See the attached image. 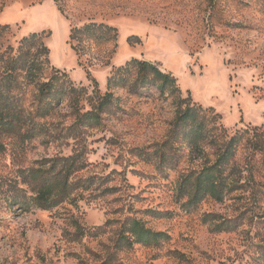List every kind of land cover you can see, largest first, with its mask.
Instances as JSON below:
<instances>
[{"label": "rangeland", "instance_id": "obj_1", "mask_svg": "<svg viewBox=\"0 0 264 264\" xmlns=\"http://www.w3.org/2000/svg\"><path fill=\"white\" fill-rule=\"evenodd\" d=\"M92 23L116 28L117 42L70 43L71 28ZM4 25L10 31L0 40V54L7 47L15 49L23 37L45 32L50 65L89 95L95 88L90 79L104 94L113 69L133 58L171 74L179 91L175 97L161 95L151 84L136 94L113 90L119 110L100 128L86 132L91 165L78 176H96L99 182L118 172L108 184L121 186V191L80 200L77 206L24 211L10 203L20 170L70 154L71 139L45 143L39 137L21 143L16 135L0 134V264H100L113 235L98 229L118 218L115 209L129 202L146 227L165 232L170 240L118 253L124 264H264L260 156L241 147L235 156L240 186L222 201L206 198L186 206V198L176 196V179L198 164L187 146L181 148L171 138L178 104L212 108L229 136L252 128L264 132V0H0ZM24 91L27 109L35 88ZM71 122L59 117L49 129ZM135 148L161 150L169 159L164 171L155 167L156 159L152 165L143 162L138 152H131ZM220 222L227 230L216 229ZM77 225L83 236L76 235Z\"/></svg>", "mask_w": 264, "mask_h": 264}, {"label": "trees", "instance_id": "obj_2", "mask_svg": "<svg viewBox=\"0 0 264 264\" xmlns=\"http://www.w3.org/2000/svg\"><path fill=\"white\" fill-rule=\"evenodd\" d=\"M58 9L62 11L61 7ZM9 31L8 25L0 26V40ZM45 37V32L32 33L20 39L15 49L7 47L0 54V134L16 135L21 143L39 137L46 139L45 143L61 138L73 141L70 154H58L32 168L20 170L10 203L24 211L31 208L52 210L63 204L77 206L80 200L121 191V186L108 184L114 181L112 175L118 172L113 171L99 182H95L96 176H78L91 165L87 159L86 132L100 128L106 117L119 110V98L115 97L114 89L136 94L151 84L161 95L168 93L172 97L179 91L171 74L164 73L151 62L133 58L113 69L104 94L87 74L95 85L92 95H89L85 87H75L64 73L50 65V49L44 42ZM117 38L116 28L92 23L82 28H71L68 40L77 42V46L85 43L91 46L115 44ZM71 49L77 50L73 45ZM46 72L48 75L43 78ZM30 86L35 88V92L26 109L23 106L24 90ZM63 108L65 114L61 113ZM206 114L213 115L207 118ZM59 117H68L72 122L51 132L49 128L54 127L52 121ZM219 120L220 116L212 108L202 110L194 104L185 107L178 104L171 138L179 147L187 146L192 162L198 164L197 168L184 169L176 179V196L178 199L186 198V206H196L206 198L222 201L240 186V180L235 177V156L241 147H248L250 156H260L264 164L263 131L245 129L229 136ZM131 152H138L143 162L149 165L156 159L155 167L162 171L169 160L161 150L149 152L148 148H135ZM113 213L118 214V218L108 219L105 227L98 229L102 235L108 232L113 235L109 239L111 247H106L108 251L100 264H124L118 260V253L132 250L135 245L158 247L170 240L165 232L146 227L135 216L137 212L133 210L132 202ZM145 213L152 212L148 210ZM215 227L219 231L227 230L222 222ZM75 230L76 235L85 233L78 225ZM171 253L179 259L185 258L179 252Z\"/></svg>", "mask_w": 264, "mask_h": 264}]
</instances>
